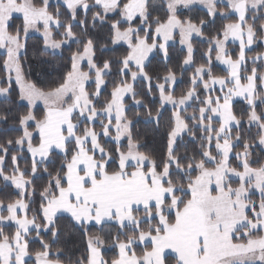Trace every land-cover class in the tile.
Returning <instances> with one entry per match:
<instances>
[{
    "label": "snow or ice",
    "instance_id": "1",
    "mask_svg": "<svg viewBox=\"0 0 264 264\" xmlns=\"http://www.w3.org/2000/svg\"><path fill=\"white\" fill-rule=\"evenodd\" d=\"M0 264H264V0H0Z\"/></svg>",
    "mask_w": 264,
    "mask_h": 264
},
{
    "label": "trees",
    "instance_id": "2",
    "mask_svg": "<svg viewBox=\"0 0 264 264\" xmlns=\"http://www.w3.org/2000/svg\"><path fill=\"white\" fill-rule=\"evenodd\" d=\"M182 87V86H181Z\"/></svg>",
    "mask_w": 264,
    "mask_h": 264
}]
</instances>
